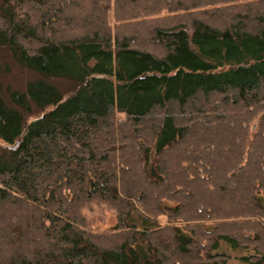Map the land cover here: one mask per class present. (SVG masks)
<instances>
[{
	"label": "trees",
	"instance_id": "trees-1",
	"mask_svg": "<svg viewBox=\"0 0 264 264\" xmlns=\"http://www.w3.org/2000/svg\"><path fill=\"white\" fill-rule=\"evenodd\" d=\"M223 246L264 264V0H0V264Z\"/></svg>",
	"mask_w": 264,
	"mask_h": 264
},
{
	"label": "rangeland",
	"instance_id": "rangeland-1",
	"mask_svg": "<svg viewBox=\"0 0 264 264\" xmlns=\"http://www.w3.org/2000/svg\"><path fill=\"white\" fill-rule=\"evenodd\" d=\"M82 10H84V9L82 8ZM72 11H74L76 13L77 12L80 13L81 9L79 6H77V7H73ZM110 17H111L110 18L111 25H114L115 22L113 21V13L112 12L110 13ZM79 24L80 23H78L77 25H74V27H72V28H74V33L78 29ZM144 24H143L144 27H141L142 32L139 31V34L141 35V37L144 40H146L148 35L142 34V33H146L145 29H149L151 26L148 23H144ZM133 28L136 29V31L138 29V28H136V26L135 27L133 26ZM65 34L67 36L70 35L68 33H65ZM144 40H143V42H144ZM83 212L85 213V215L87 217L88 224H89L90 228H92L95 231H99V232L108 231L116 223L115 210L106 203H93L91 206L85 207L83 209ZM161 221L165 222V221H167V219L165 217H161ZM223 248H224V250H227L229 254L232 255V258L228 262V264H240L239 257H241L242 255H246L248 253V250H243V249H239V248L231 249L228 246H223Z\"/></svg>",
	"mask_w": 264,
	"mask_h": 264
}]
</instances>
